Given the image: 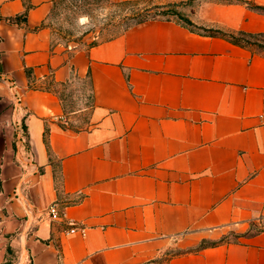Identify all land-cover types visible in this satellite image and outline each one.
<instances>
[{
	"label": "crops",
	"instance_id": "crops-1",
	"mask_svg": "<svg viewBox=\"0 0 264 264\" xmlns=\"http://www.w3.org/2000/svg\"><path fill=\"white\" fill-rule=\"evenodd\" d=\"M54 2L0 0V264H264V52L172 18L57 42ZM196 2L264 34V0Z\"/></svg>",
	"mask_w": 264,
	"mask_h": 264
},
{
	"label": "rangeland",
	"instance_id": "rangeland-1",
	"mask_svg": "<svg viewBox=\"0 0 264 264\" xmlns=\"http://www.w3.org/2000/svg\"><path fill=\"white\" fill-rule=\"evenodd\" d=\"M197 0H55L52 11L46 21L54 41L76 43L88 46L114 37L139 20V14L147 7L159 5L145 13L149 18H172L186 24L184 19ZM194 30L212 35H221L214 28L190 26ZM222 32V31H221ZM225 33V32H223ZM231 40L253 50L264 52V35L225 33ZM13 259V258H12ZM3 264H12L9 260Z\"/></svg>",
	"mask_w": 264,
	"mask_h": 264
},
{
	"label": "trees",
	"instance_id": "trees-1",
	"mask_svg": "<svg viewBox=\"0 0 264 264\" xmlns=\"http://www.w3.org/2000/svg\"><path fill=\"white\" fill-rule=\"evenodd\" d=\"M137 1V0H136ZM128 2H135V1H128ZM159 7V5H153V6H149V7H147V9L143 12V13H140L138 16H139V20L137 21V22H141V21H144V20H146V17H148V16H146L145 15V13H147V12H150L153 8H158ZM184 21L186 22V25L187 26H195V24L190 20V19H188V18H185L184 19ZM136 22V23H137ZM185 24V23H184ZM191 28V27H190ZM193 29V28H192ZM194 30V29H193ZM216 32H218V33H220V34H222V35H224V36H227L225 33H223V32H221V31H216ZM209 35H212V34H209ZM251 35H264L263 33L262 34H251ZM232 41H234L235 43H238V44H240V42L239 41H237V40H232Z\"/></svg>",
	"mask_w": 264,
	"mask_h": 264
},
{
	"label": "built area",
	"instance_id": "built-area-1",
	"mask_svg": "<svg viewBox=\"0 0 264 264\" xmlns=\"http://www.w3.org/2000/svg\"><path fill=\"white\" fill-rule=\"evenodd\" d=\"M50 212H51V214H52L53 217H57L59 215L58 210L55 207V205H52L50 207ZM1 229H2V221L0 220V230ZM70 231L73 232V231H75V229H71Z\"/></svg>",
	"mask_w": 264,
	"mask_h": 264
}]
</instances>
